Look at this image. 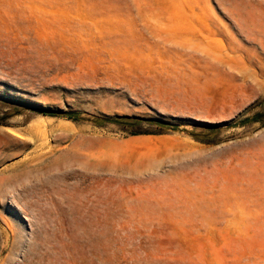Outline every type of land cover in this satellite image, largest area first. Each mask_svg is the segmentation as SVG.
<instances>
[{"label":"rangeland","instance_id":"obj_1","mask_svg":"<svg viewBox=\"0 0 264 264\" xmlns=\"http://www.w3.org/2000/svg\"><path fill=\"white\" fill-rule=\"evenodd\" d=\"M0 264H264V0H0Z\"/></svg>","mask_w":264,"mask_h":264},{"label":"water","instance_id":"obj_2","mask_svg":"<svg viewBox=\"0 0 264 264\" xmlns=\"http://www.w3.org/2000/svg\"><path fill=\"white\" fill-rule=\"evenodd\" d=\"M36 111H41V110H36ZM41 112H46V113H48V114H56V113H58V112H54V111H49V112H47V111H41ZM70 114V113H69ZM74 116H76V114L74 115ZM256 119V117H251V118H248V119H246V120H243V121H241V122H239V123H236V124H232L231 125V127H235V126H241V125H245V124H247V123H250V122H252L253 120H255ZM103 121H108V122H114V120H109V119H103Z\"/></svg>","mask_w":264,"mask_h":264},{"label":"trees","instance_id":"obj_3","mask_svg":"<svg viewBox=\"0 0 264 264\" xmlns=\"http://www.w3.org/2000/svg\"><path fill=\"white\" fill-rule=\"evenodd\" d=\"M67 116H69L70 118L71 117H75L74 115L75 114H66ZM115 121V120H114ZM102 122H104V121H98V123H102ZM130 135H133V136H135V135H138V133L137 132H133V133H131Z\"/></svg>","mask_w":264,"mask_h":264}]
</instances>
